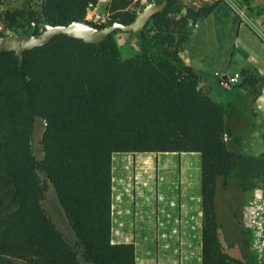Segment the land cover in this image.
I'll list each match as a JSON object with an SVG mask.
<instances>
[{
	"label": "trees",
	"instance_id": "trees-1",
	"mask_svg": "<svg viewBox=\"0 0 264 264\" xmlns=\"http://www.w3.org/2000/svg\"><path fill=\"white\" fill-rule=\"evenodd\" d=\"M99 1L42 0L38 10L1 13L0 23L19 30L35 23L33 34L39 35L47 23L85 21L88 5ZM133 1L112 0L108 25L132 23L138 15L127 11ZM163 2L165 9L144 29L129 32L142 49L128 59L121 57L114 33L100 44L56 36L25 52L22 67L14 52L0 54V259L136 264L134 243H112L113 154L144 153L149 169L155 155L151 153H200L203 264H231L221 253L216 229L217 184L223 180L229 187L234 178H241L245 169L237 172L235 161L260 160L238 152L242 138L232 123L238 107L216 101L180 60L193 26L218 4L177 14L172 0L156 1ZM263 83L244 73L242 87L258 89L256 96ZM38 119L45 123L41 162L32 141ZM163 168L167 171L166 165ZM40 173L57 193L73 241L43 208L46 190ZM239 185L243 191L252 187Z\"/></svg>",
	"mask_w": 264,
	"mask_h": 264
},
{
	"label": "crops",
	"instance_id": "crops-1",
	"mask_svg": "<svg viewBox=\"0 0 264 264\" xmlns=\"http://www.w3.org/2000/svg\"><path fill=\"white\" fill-rule=\"evenodd\" d=\"M223 7L233 14L234 19L235 37L229 56L237 65L235 73H240L244 79V73L248 72L264 80V42L253 30L224 4H219L205 20L211 19ZM193 39L194 33L184 45L180 60L199 76L201 87L213 92L211 78L215 75L219 79L223 74L220 65L214 64L216 57L219 58V50L191 46ZM224 91L236 95L234 100L223 102L225 105H234L236 98L239 100L240 95H245V91L242 93L238 89ZM259 91L253 105L255 124L251 138L255 143L264 142V83ZM258 120L261 121L260 127ZM141 154L144 153H114L112 157V243H134L136 264H203L201 154L151 153L155 155L149 169ZM157 154L161 155L160 158ZM179 164L182 165L184 185L181 195L167 188L172 186ZM190 169H194L193 173ZM158 171L163 177L164 188L159 191L143 188L145 181ZM116 230L119 232L117 236Z\"/></svg>",
	"mask_w": 264,
	"mask_h": 264
},
{
	"label": "rangeland",
	"instance_id": "rangeland-1",
	"mask_svg": "<svg viewBox=\"0 0 264 264\" xmlns=\"http://www.w3.org/2000/svg\"><path fill=\"white\" fill-rule=\"evenodd\" d=\"M157 0H134L127 9L129 13L139 14L148 4L156 3ZM42 0H0V14L7 11H15L33 7L38 10ZM173 11L177 14H185L188 9L198 10L207 5L224 4L245 24H247L258 38L264 42V0H172ZM112 0L101 2L98 7L100 14L110 15L111 18ZM193 26L194 39L191 46H201L219 50V58L216 57L214 64L220 65V72L223 74H234L237 65L230 59L231 49L235 37L233 14L226 8L218 9L213 17L205 20L203 27L199 29ZM40 26V25H39ZM36 24L26 25L24 29H15L0 23V33L4 36L23 34V32L34 33ZM43 28V27H41ZM44 29H42L43 31ZM117 42L121 57L128 59L141 52V43L136 35L123 31H116L113 34ZM216 53V52H215ZM244 80V79H243ZM214 88L213 98L220 103H227L235 99L232 91H224L218 84L214 75L211 78ZM242 83L235 89L245 91L242 98L235 101L238 109L233 115L232 123L235 133L242 138L238 152L245 157H253L260 162H238L235 161V170L240 172L241 178H234L231 185L226 187L223 180H219L216 192V229L220 240L221 253L228 257L231 264L233 261H241L242 264H264V219L251 213L250 207L257 205L259 210L264 209V142L252 140L251 134L255 122L253 117L254 99L258 92ZM243 93V92H242ZM264 113V104L262 105ZM254 123V124H253ZM253 124V127H252ZM261 121L258 120V127ZM45 130V123L38 119L35 123L33 134V153L38 162L43 160L42 137ZM160 158L161 155H156ZM181 156V155H180ZM40 179L45 187V199L43 208L50 215L57 228L70 240H74V233L68 223L66 214L61 207L57 193L44 173H40ZM145 184V185H144ZM142 186L146 190L159 191L164 188V181L161 173L148 178ZM243 186H252L251 189L243 191ZM167 187V186H166ZM171 188L177 194H182L184 189L182 181V165L179 164L173 177ZM249 242V245L246 243ZM0 264H25L14 259H0Z\"/></svg>",
	"mask_w": 264,
	"mask_h": 264
},
{
	"label": "water",
	"instance_id": "water-1",
	"mask_svg": "<svg viewBox=\"0 0 264 264\" xmlns=\"http://www.w3.org/2000/svg\"><path fill=\"white\" fill-rule=\"evenodd\" d=\"M166 7V2L161 4H148L130 24L114 22L103 28L91 25L88 21H74L67 25H52L47 23L42 33L39 35L31 33L14 34L0 37V54L3 52H14L22 67L24 53L38 47L47 45L53 38L59 35H67L84 41L88 44H100L116 31L137 32L144 29L153 16L162 12Z\"/></svg>",
	"mask_w": 264,
	"mask_h": 264
},
{
	"label": "built area",
	"instance_id": "built-area-1",
	"mask_svg": "<svg viewBox=\"0 0 264 264\" xmlns=\"http://www.w3.org/2000/svg\"><path fill=\"white\" fill-rule=\"evenodd\" d=\"M106 0H100L98 3H90L87 8L86 21L93 22L99 25H108L110 22V15L104 16L99 13L98 7L101 2ZM194 27L198 28V24H195ZM243 81V76L240 73L234 74H221L218 79L219 86L224 90H234L237 88ZM260 207L257 205L251 206V213L255 216H259L264 219V209L259 210Z\"/></svg>",
	"mask_w": 264,
	"mask_h": 264
}]
</instances>
